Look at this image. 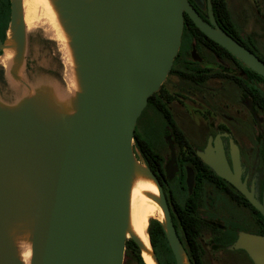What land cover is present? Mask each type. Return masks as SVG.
<instances>
[{"label":"water","instance_id":"1","mask_svg":"<svg viewBox=\"0 0 264 264\" xmlns=\"http://www.w3.org/2000/svg\"><path fill=\"white\" fill-rule=\"evenodd\" d=\"M61 6L75 33L87 90L75 94L76 112L55 114L46 121L36 117L38 96L13 108L0 102V264H20L4 229L6 220L20 214L21 198L16 186H10L13 181L17 187L24 182L31 198V264H124L135 160L157 183L167 220L162 227L176 263L182 264L179 247H184L163 189L136 156L138 120L172 71L186 15L204 35L263 78L264 62L227 35L213 16L211 23L206 22L188 0H89L88 4L61 0ZM15 23L11 0L10 25ZM16 33L21 49L26 42L24 23ZM4 44L0 39V52ZM27 85L33 84L29 80ZM209 164L249 197L225 160ZM237 246L255 264H264V238L242 236ZM187 259L192 264L188 255Z\"/></svg>","mask_w":264,"mask_h":264},{"label":"flooded vegetation","instance_id":"2","mask_svg":"<svg viewBox=\"0 0 264 264\" xmlns=\"http://www.w3.org/2000/svg\"><path fill=\"white\" fill-rule=\"evenodd\" d=\"M188 1L206 22L211 23L213 16L223 28L216 14L217 0ZM221 1L228 6L237 37L247 47L243 46L264 62L259 55L264 57V0L262 7L258 0L251 1L249 11L244 6L247 0H240L243 4L238 5V14L236 10L238 28L227 0ZM185 31L184 27L174 65L181 72L205 80L195 82L170 72L157 95V99L164 97V100L152 107L166 124L167 146L160 153L151 144L159 156L151 165L178 238L193 264H255L250 254L237 245L242 236L264 238V78L259 75L263 80L256 79L246 69L250 68L235 56L236 60L219 56L208 45L197 43L191 36L187 38ZM2 34L0 31V38ZM4 68L0 67L3 86ZM256 92L259 98L255 97ZM183 96H187V102L181 101ZM162 110L169 113L174 126L187 137V150L177 145L179 135ZM170 143L176 157L173 164ZM224 160L249 197L220 177L209 164L218 165ZM162 244L173 254L168 239ZM168 253H164V259L159 253L163 263L177 264L174 254L173 259Z\"/></svg>","mask_w":264,"mask_h":264},{"label":"bare ground","instance_id":"3","mask_svg":"<svg viewBox=\"0 0 264 264\" xmlns=\"http://www.w3.org/2000/svg\"><path fill=\"white\" fill-rule=\"evenodd\" d=\"M81 1L85 4L89 3V0ZM12 2L15 5L16 23L9 26L4 49L0 55V63L21 76L20 42L16 31L22 23L29 30L45 25L50 36L61 46L62 63L64 64L63 78L68 89L76 95L85 93L87 83L77 56L78 46L74 42L75 33L65 17L61 0H12ZM10 186H16V193L21 198L17 200L20 214L15 216L16 218L6 220L4 229L15 258L20 264H31L33 214L30 210L29 190L24 182L17 187L16 181H13ZM152 219H157L163 225L167 223L156 181L149 175L147 168L135 160L128 192L125 236L138 245L145 264H159L148 234ZM179 256L182 264H189L187 255L181 246Z\"/></svg>","mask_w":264,"mask_h":264},{"label":"rangeland","instance_id":"4","mask_svg":"<svg viewBox=\"0 0 264 264\" xmlns=\"http://www.w3.org/2000/svg\"><path fill=\"white\" fill-rule=\"evenodd\" d=\"M251 1L257 3L256 0L245 1L244 6H248V11ZM227 2L237 26L236 10L238 14V5L243 4V2H240V0H232L233 3L227 0ZM258 3H260L261 7L263 6L262 0H258ZM251 18L253 19V17ZM25 33L26 42L24 47L20 49L22 73L21 76H18L13 70H9L7 67L4 68V82L6 84L3 86L2 83V88L0 89L1 105L13 108L21 104V101H27L30 97L35 98L38 96L37 98L41 103L40 105L38 104L39 111H37L36 117L38 119L41 118V121L49 120L55 114L70 116L77 111L79 104L76 95L70 92L63 78L64 64L62 63V49L60 44L50 36L45 25H41L39 28L33 30H29L25 26ZM259 55L264 58L261 54ZM1 66L3 67V64L0 63ZM29 80L33 85H27ZM172 81L175 82L176 79H172ZM231 97L233 98V94H231ZM180 99L181 101L187 102V96L180 97ZM47 108H49L50 114L45 111L48 110ZM185 118L187 123V117ZM165 126L166 124L160 113L152 107H147L139 118L136 129L145 141L152 144L156 150L162 153L167 146ZM169 145L170 147L172 146L171 143ZM152 220L158 221L156 219ZM160 224L162 225V223ZM158 252L163 259L165 257L163 256L164 253H168L162 242L158 244ZM168 254L174 259L173 254ZM124 264H138L135 255L129 252L127 245ZM241 264L245 263L241 262Z\"/></svg>","mask_w":264,"mask_h":264},{"label":"trees","instance_id":"5","mask_svg":"<svg viewBox=\"0 0 264 264\" xmlns=\"http://www.w3.org/2000/svg\"><path fill=\"white\" fill-rule=\"evenodd\" d=\"M215 9H216L217 17L220 19V21L223 24L222 29L225 31V33L227 35L233 37L235 40H237L242 45L246 46L243 42L240 41V39L236 35L237 32H236L235 27L232 23L227 4L222 2L221 0H217V2L215 3ZM10 18H11V0H0V31H1V33H3L2 38H0V39L2 42H4L3 41L4 31L8 27L9 22L11 21ZM185 30H186L185 32L187 33V38L191 36L192 38H194L197 41V43H204V44L208 45L219 56H224V57H228L230 59L236 60L235 57L232 56L226 49H224L223 47H221L220 45H218L214 41L210 40L206 35H204L196 27V25L193 23V21L188 16L185 17ZM246 69L250 74L255 76L256 79L263 80L258 74L254 73L253 71H251L248 68H246ZM171 74H177L178 76L182 77L183 79H187V77H188V78H191L195 82H202L205 80L203 77L191 76L185 72H181L177 69V67L175 65L171 71ZM0 85H1L0 88H2V83ZM163 87L164 86H162V89H163ZM160 92H161V90H160ZM160 92L154 94L153 96H151L149 98V103H148L149 107L157 106L158 104H160V102H162V100H164V97L162 98V100L157 99V95ZM255 97L259 98L260 94L258 92H256ZM167 100L170 102L169 98ZM162 111L165 114L167 122L172 126L174 132L179 135L180 140L178 141L177 145L180 147L181 150H187V137L184 135V133L181 130H179L177 127L174 126L169 113L166 110H162ZM134 148L137 152L136 153L137 159L139 161L142 160L155 175V171L152 168L151 161L153 159H159V156L152 149L151 144L148 143L147 141H145L141 137V135L137 131V129L135 131V136H134ZM148 232H149V236H150L151 243H152V246L154 248L155 254L159 260V263L164 264L163 261L161 260L160 256H159V252H158V244L163 242V240L167 243V238L165 236L164 229L158 221L152 220L150 222V227H149ZM127 248L129 250V252H132L135 255L138 264H145V262L141 256L140 248L138 247V245L133 240L127 241ZM186 253H187V251H186ZM188 258L190 259L191 263L193 264L189 255H188ZM174 264H175V261H174Z\"/></svg>","mask_w":264,"mask_h":264}]
</instances>
